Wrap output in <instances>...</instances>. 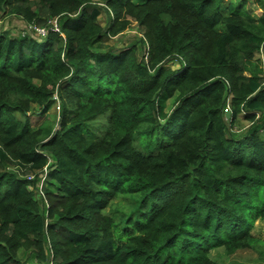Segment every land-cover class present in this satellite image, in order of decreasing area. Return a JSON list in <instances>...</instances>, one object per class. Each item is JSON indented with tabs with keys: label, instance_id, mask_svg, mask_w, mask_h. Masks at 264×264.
I'll use <instances>...</instances> for the list:
<instances>
[{
	"label": "trees",
	"instance_id": "obj_1",
	"mask_svg": "<svg viewBox=\"0 0 264 264\" xmlns=\"http://www.w3.org/2000/svg\"><path fill=\"white\" fill-rule=\"evenodd\" d=\"M221 1L0 0L63 33L0 31V264H219L257 243L264 0ZM132 22L137 43L103 46ZM56 100L57 126L32 120Z\"/></svg>",
	"mask_w": 264,
	"mask_h": 264
},
{
	"label": "rangeland",
	"instance_id": "obj_2",
	"mask_svg": "<svg viewBox=\"0 0 264 264\" xmlns=\"http://www.w3.org/2000/svg\"><path fill=\"white\" fill-rule=\"evenodd\" d=\"M137 2L142 0H135ZM223 1V3H222ZM221 5H226L224 3L233 2L236 3L239 0H222ZM247 3L248 9L251 10L252 14L254 16H259L262 12L263 5L258 4L256 0H245ZM107 13L105 11H102L101 15L99 16V21L104 26L107 18ZM25 25V21L20 18L17 15H6L1 16L0 15V31H5L7 34L11 36H17L20 34V31ZM122 33V34H121ZM118 34V36H105L101 40V42L104 43L103 46H113L116 49H119L121 47L128 46L130 43H137L139 41V38L142 36V33L138 30L137 25L135 22H132L129 27ZM145 47V46H144ZM143 51V48H142ZM141 54V52H140ZM262 57V54H260ZM258 57V55H257ZM166 66H169L173 69L179 68V63L177 61L168 62ZM57 97V94L56 96ZM166 108L165 111H170V109L173 107L174 99L169 98L166 102ZM59 115V109H58V100L55 101V103L52 104L51 108L47 112L46 115L42 117H33L32 120H40L42 121H48V122H54L55 126L58 124V116ZM108 112H106L103 115H100L97 117L95 122L105 123L107 121ZM239 119L237 120L235 124L236 130L244 129L248 126V122L243 117V114H239ZM9 167L12 168L11 165ZM8 167V169H9ZM15 169V167H13ZM120 203H123L124 206H122L120 209H117V212L121 214L122 212L126 211L129 206H127V199L126 197H121L119 200ZM118 201V202H119ZM251 233L257 238V243L254 244L253 247H247V248H240L236 250L234 253H227L224 248L217 247L213 248L209 252V257L218 262L219 264H264V221L263 220H257L254 223L253 228L251 229Z\"/></svg>",
	"mask_w": 264,
	"mask_h": 264
},
{
	"label": "built area",
	"instance_id": "obj_3",
	"mask_svg": "<svg viewBox=\"0 0 264 264\" xmlns=\"http://www.w3.org/2000/svg\"><path fill=\"white\" fill-rule=\"evenodd\" d=\"M49 31L60 33L61 35H63L60 24H59L58 16L48 18L45 24L43 25H38L34 21L25 22V25L20 31V34L22 36L36 35L37 37L42 38V37H46ZM55 96L56 95H54L53 98H56ZM45 173H46V169L44 168V174L41 176L39 183H38V188H37L38 194L42 197L44 196L43 191H42V185H43ZM27 177L32 178L33 174H28Z\"/></svg>",
	"mask_w": 264,
	"mask_h": 264
},
{
	"label": "water",
	"instance_id": "obj_4",
	"mask_svg": "<svg viewBox=\"0 0 264 264\" xmlns=\"http://www.w3.org/2000/svg\"><path fill=\"white\" fill-rule=\"evenodd\" d=\"M229 117V110H226V118L228 119Z\"/></svg>",
	"mask_w": 264,
	"mask_h": 264
},
{
	"label": "crops",
	"instance_id": "obj_5",
	"mask_svg": "<svg viewBox=\"0 0 264 264\" xmlns=\"http://www.w3.org/2000/svg\"><path fill=\"white\" fill-rule=\"evenodd\" d=\"M258 57H261L260 53L258 54ZM262 58V57H261Z\"/></svg>",
	"mask_w": 264,
	"mask_h": 264
}]
</instances>
